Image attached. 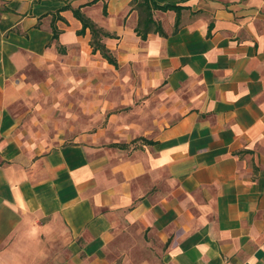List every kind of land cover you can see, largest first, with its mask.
Masks as SVG:
<instances>
[{"label": "crops", "instance_id": "obj_1", "mask_svg": "<svg viewBox=\"0 0 264 264\" xmlns=\"http://www.w3.org/2000/svg\"><path fill=\"white\" fill-rule=\"evenodd\" d=\"M151 1L182 9L142 39L137 0H0V264H110L122 226L141 264H264V0ZM101 66L142 70L171 121L22 125L38 75Z\"/></svg>", "mask_w": 264, "mask_h": 264}, {"label": "rangeland", "instance_id": "obj_2", "mask_svg": "<svg viewBox=\"0 0 264 264\" xmlns=\"http://www.w3.org/2000/svg\"><path fill=\"white\" fill-rule=\"evenodd\" d=\"M38 77L46 83V89L20 105L19 112L23 114L22 125L27 131L45 140L58 141L66 135L71 141L83 133V125L107 124L111 113L121 115V122L146 127L155 120L172 118L169 111H160L159 107L162 102L173 105L176 100L167 99L161 88L145 87L139 80L146 78L142 70L101 66L89 74L73 67V78L53 80L42 73ZM138 233L134 227H121L119 242L109 253L110 264L143 263L137 253H144L146 245ZM127 253H132L130 258H126Z\"/></svg>", "mask_w": 264, "mask_h": 264}, {"label": "trees", "instance_id": "obj_3", "mask_svg": "<svg viewBox=\"0 0 264 264\" xmlns=\"http://www.w3.org/2000/svg\"><path fill=\"white\" fill-rule=\"evenodd\" d=\"M138 7L143 10L145 13V17L139 21V24L136 28V32L139 36L142 37V39H147L148 34L155 29L157 32H162L161 27L156 25L152 18V11L155 10H162V11H168V10H175L178 14L181 11V7L175 5V4H166V5H159L151 0H137ZM79 18L83 20V30L81 33H84V30L86 27L90 26L93 32V40H92V46L94 48V51L101 50L103 56L112 64H116V61L110 56L108 53V50L104 45L100 43L98 40V37L101 32H99L93 24L88 22L86 19H84L82 16L78 14ZM155 24V27L153 25Z\"/></svg>", "mask_w": 264, "mask_h": 264}]
</instances>
